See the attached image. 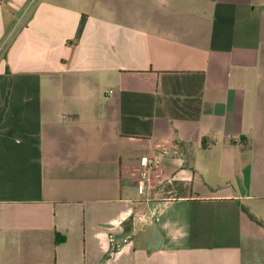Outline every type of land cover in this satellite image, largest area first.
<instances>
[{
	"label": "crops",
	"instance_id": "crops-1",
	"mask_svg": "<svg viewBox=\"0 0 264 264\" xmlns=\"http://www.w3.org/2000/svg\"><path fill=\"white\" fill-rule=\"evenodd\" d=\"M0 107V264H264V0H0Z\"/></svg>",
	"mask_w": 264,
	"mask_h": 264
},
{
	"label": "trees",
	"instance_id": "trees-1",
	"mask_svg": "<svg viewBox=\"0 0 264 264\" xmlns=\"http://www.w3.org/2000/svg\"><path fill=\"white\" fill-rule=\"evenodd\" d=\"M81 28V27H80ZM3 110H4V107H0V121H1V119H2V113H3ZM249 217L253 220V221H256L257 222V220L255 219V217L254 216H252V215H249ZM56 242H58V237L56 236V240H55Z\"/></svg>",
	"mask_w": 264,
	"mask_h": 264
},
{
	"label": "rangeland",
	"instance_id": "rangeland-1",
	"mask_svg": "<svg viewBox=\"0 0 264 264\" xmlns=\"http://www.w3.org/2000/svg\"><path fill=\"white\" fill-rule=\"evenodd\" d=\"M6 99H7V97H6Z\"/></svg>",
	"mask_w": 264,
	"mask_h": 264
}]
</instances>
